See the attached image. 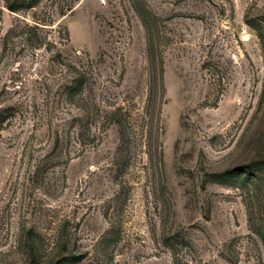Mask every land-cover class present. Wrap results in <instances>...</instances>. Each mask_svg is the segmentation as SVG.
Returning a JSON list of instances; mask_svg holds the SVG:
<instances>
[{
  "label": "rangeland",
  "instance_id": "obj_1",
  "mask_svg": "<svg viewBox=\"0 0 264 264\" xmlns=\"http://www.w3.org/2000/svg\"><path fill=\"white\" fill-rule=\"evenodd\" d=\"M0 264H264V0H0Z\"/></svg>",
  "mask_w": 264,
  "mask_h": 264
},
{
  "label": "trees",
  "instance_id": "obj_2",
  "mask_svg": "<svg viewBox=\"0 0 264 264\" xmlns=\"http://www.w3.org/2000/svg\"><path fill=\"white\" fill-rule=\"evenodd\" d=\"M155 65H156L155 58H154L153 53H152L151 57H150V66L155 67ZM72 68L78 72V76H77L76 80L74 81L73 86L70 89V93H78L82 88L84 76L75 66H72ZM150 76H152V74H150Z\"/></svg>",
  "mask_w": 264,
  "mask_h": 264
}]
</instances>
